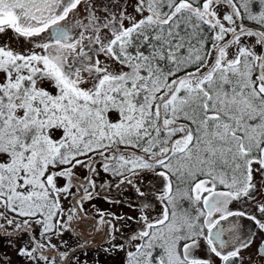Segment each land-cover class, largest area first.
I'll return each mask as SVG.
<instances>
[{
    "label": "snow or ice",
    "instance_id": "obj_1",
    "mask_svg": "<svg viewBox=\"0 0 264 264\" xmlns=\"http://www.w3.org/2000/svg\"><path fill=\"white\" fill-rule=\"evenodd\" d=\"M119 7L0 0V34L11 33L0 43V228L29 236L18 254L30 264H73L52 240L87 218L99 164L143 198L135 250L105 251H125L126 264H243L241 219L264 232V0Z\"/></svg>",
    "mask_w": 264,
    "mask_h": 264
},
{
    "label": "flooded vegetation",
    "instance_id": "obj_2",
    "mask_svg": "<svg viewBox=\"0 0 264 264\" xmlns=\"http://www.w3.org/2000/svg\"><path fill=\"white\" fill-rule=\"evenodd\" d=\"M103 3H108L110 7H114L117 12L122 10L119 6H126L127 13H134V5L137 0H102ZM11 33L8 34L10 36ZM8 36L0 34V43H8ZM12 46L17 45L15 41H12ZM254 182L259 189L258 195L255 200L264 201V183L261 182V177L256 174ZM148 183V182H147ZM153 194V200L154 201ZM255 200L248 201V203H255ZM69 204V203H67ZM91 203H84V209L86 210L85 219H78L72 222L74 231H66L60 241L61 251L67 250L70 254L75 252L72 257L73 264L79 260L80 264H126V252L125 251H105L110 249L112 244L124 245L127 251H134V245L138 241H131L129 243L128 237H131L136 231L139 230V217L141 203L135 202H110V203H95L93 207L87 205ZM71 205V204H70ZM121 207H118V206ZM125 206V208H123ZM184 206L188 207L187 202H184ZM69 207H65L67 210ZM235 208L244 209L247 208V204L240 202L235 203ZM125 210V211H124ZM162 206L156 201L151 207V216L155 217L160 214ZM128 214V216H122L124 219H118L119 216L116 212ZM102 214V215H101ZM103 223H101L102 216ZM128 217H133L129 220ZM241 235L243 238L251 236V246L248 249L242 251L243 264H264V258L258 255V251L261 249V245H264V232H261L258 226L246 219H241ZM2 223V221H0ZM115 228V231H113ZM40 230V228H39ZM5 235V234H4ZM2 234V236H4ZM110 235H115V239L110 241ZM88 243L85 244L84 242ZM63 242H66L64 244ZM83 245V247L81 246ZM206 251V250H205ZM50 251L49 253H51ZM203 256L204 253H201ZM218 264V261H217Z\"/></svg>",
    "mask_w": 264,
    "mask_h": 264
},
{
    "label": "rangeland",
    "instance_id": "obj_3",
    "mask_svg": "<svg viewBox=\"0 0 264 264\" xmlns=\"http://www.w3.org/2000/svg\"><path fill=\"white\" fill-rule=\"evenodd\" d=\"M132 14H135V13L132 12ZM136 15H137V18H140L138 14ZM247 39L249 43H252V41L254 40V38H247ZM100 59L103 60L104 57L101 56ZM97 159L99 158L97 157ZM97 171L99 175L94 177V179L96 181L95 191L98 193V195H96L94 199L90 201H86L87 203H91L87 205L88 207H93L95 203H110V202H135V203L138 202V203H141L143 198L138 197V194L135 191V189H133L130 186H127V187L122 186L121 188H117L115 186L117 181L113 180L109 175L104 173L101 170L99 164H97ZM77 175H79L80 178L83 179L87 175V170L80 168L77 170ZM147 182L148 180H145L144 183L141 185L142 191H146V188L144 187V185H146ZM59 183L62 186L64 181L61 180ZM73 191H75V189H73ZM70 201H71V197H69V199H62L61 201L62 206L64 208L71 207ZM155 203H156L155 200L152 201V205ZM118 207H121V206L119 205ZM123 208H125V206H123ZM0 211H3V210L0 209ZM116 214L119 217L128 216V214H125V213L116 212ZM103 217H106V215H104ZM76 219H78V217ZM34 228H35L34 234L39 236V233H40L39 227L34 226ZM6 230L8 233L12 232L11 227H7ZM2 234L3 235L5 234V229L0 228V264H30V262L28 261L26 257H22L21 255L18 254V251L20 248L28 245L29 236L27 234H24L22 236H17L16 234H13L10 236V235L5 234L4 236H2ZM60 241L61 240H58L57 238L54 237L52 240V243L60 244ZM47 254L50 256H53L56 253H55V250H52L51 253L48 252Z\"/></svg>",
    "mask_w": 264,
    "mask_h": 264
}]
</instances>
